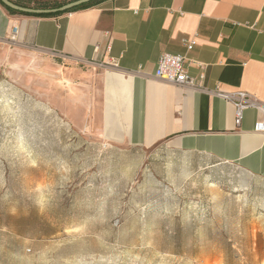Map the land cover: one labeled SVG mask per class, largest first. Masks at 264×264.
<instances>
[{
	"label": "rangeland",
	"instance_id": "1",
	"mask_svg": "<svg viewBox=\"0 0 264 264\" xmlns=\"http://www.w3.org/2000/svg\"><path fill=\"white\" fill-rule=\"evenodd\" d=\"M19 46L0 42V264H264V179L103 144Z\"/></svg>",
	"mask_w": 264,
	"mask_h": 264
},
{
	"label": "crops",
	"instance_id": "2",
	"mask_svg": "<svg viewBox=\"0 0 264 264\" xmlns=\"http://www.w3.org/2000/svg\"><path fill=\"white\" fill-rule=\"evenodd\" d=\"M11 1L37 9L75 0ZM9 40L50 64L56 109L103 144L236 164L264 179L259 110L237 127L233 105L214 93L243 90L264 105V0H103L53 17L0 3V42ZM167 53L186 57L198 88L156 76Z\"/></svg>",
	"mask_w": 264,
	"mask_h": 264
},
{
	"label": "built area",
	"instance_id": "3",
	"mask_svg": "<svg viewBox=\"0 0 264 264\" xmlns=\"http://www.w3.org/2000/svg\"><path fill=\"white\" fill-rule=\"evenodd\" d=\"M14 39L15 37H13L12 40ZM194 45V41L186 42L189 51L193 49ZM186 62L185 56L168 53L163 54L158 61L156 76L167 82L196 88L197 82L195 78L188 73ZM214 93L233 105L237 127H240L246 110L252 108L258 109L260 112V118L257 120L254 130L256 133L264 135V105L261 104L256 95L243 90L225 93L221 92L219 88H217Z\"/></svg>",
	"mask_w": 264,
	"mask_h": 264
},
{
	"label": "water",
	"instance_id": "4",
	"mask_svg": "<svg viewBox=\"0 0 264 264\" xmlns=\"http://www.w3.org/2000/svg\"><path fill=\"white\" fill-rule=\"evenodd\" d=\"M94 1H97V0H75L73 2L65 4V5L58 7V8L34 9V8H27V7L19 6L10 0H0V2L3 5H5L6 7L10 8V9H13L17 12L25 13V14H37V15L63 13V12L72 10L78 6H81V5L90 3V2H94Z\"/></svg>",
	"mask_w": 264,
	"mask_h": 264
},
{
	"label": "trees",
	"instance_id": "5",
	"mask_svg": "<svg viewBox=\"0 0 264 264\" xmlns=\"http://www.w3.org/2000/svg\"><path fill=\"white\" fill-rule=\"evenodd\" d=\"M11 1V0H10ZM103 0H97V1H94V2H90V3H87V4H84V5H81V6H78L72 10H69V11H66V12H63V13H68V12H73V11H78V10H82V9H87V8H90L92 6H95L97 4H99L100 2H102ZM13 2V1H12ZM1 3V2H0ZM19 6H22V7H27L26 5H22L20 3H17V2H13ZM2 4V3H1ZM3 5V4H2ZM9 12H11L12 14H21V15H30V16H38V17H53V16H57V15H60V14H63V13H55V14H43V15H37V14H25V13H20V12H17L13 9H10L8 7H6L5 5H3ZM62 5H55V6H44L42 8H37V9H50V8H58V7H61ZM27 8H31V7H27ZM35 9V8H34Z\"/></svg>",
	"mask_w": 264,
	"mask_h": 264
}]
</instances>
